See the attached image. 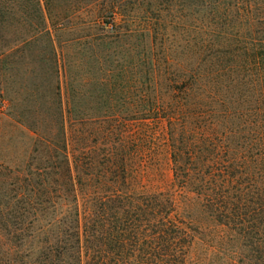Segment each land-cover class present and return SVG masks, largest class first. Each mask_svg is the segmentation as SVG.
Returning a JSON list of instances; mask_svg holds the SVG:
<instances>
[{
  "label": "trees",
  "instance_id": "16d2710c",
  "mask_svg": "<svg viewBox=\"0 0 264 264\" xmlns=\"http://www.w3.org/2000/svg\"><path fill=\"white\" fill-rule=\"evenodd\" d=\"M36 5L37 40L49 54L39 51L50 65L48 93L25 99L32 109L19 116L34 134L28 159L0 164V264H193V250L207 241L212 223L239 242L229 264H264V92L248 100L251 112H215L210 93H197L193 52L178 58L171 47L157 45L160 27L148 25L112 27L115 34L90 38L93 55L108 50L94 57L101 92L82 93L84 81L76 76L63 93L67 62L39 0ZM123 38L130 56L115 65L111 50L127 46ZM102 58L112 65L102 67ZM130 89L134 93H125ZM100 120L165 121L171 186L144 189L125 131L107 147L98 137L113 136L112 127L84 129ZM29 257L38 259L24 262Z\"/></svg>",
  "mask_w": 264,
  "mask_h": 264
},
{
  "label": "rangeland",
  "instance_id": "374dc122",
  "mask_svg": "<svg viewBox=\"0 0 264 264\" xmlns=\"http://www.w3.org/2000/svg\"><path fill=\"white\" fill-rule=\"evenodd\" d=\"M39 1L60 59L62 63L67 62L66 76L65 67L61 71L63 93H67L69 83L76 76L84 81L79 89L82 93L101 92L102 87L94 80L100 76V63L94 61V57L101 52L104 57L108 50L96 49L97 54L93 55L90 38L103 32L115 34L112 27L137 30L150 25L160 27L158 46L171 47L174 55L182 59L187 57L188 50L193 52L189 61L197 72V93H210L215 112L226 108L251 112L253 104L248 100L254 93L264 92L261 67L264 0ZM36 3L37 0H0V164L10 167L28 159L33 149L34 134L19 117L21 111L32 109V104L25 99L31 98L33 93H48L45 82L49 79L50 65L48 61H40L39 51L46 48V42L37 40L40 26ZM25 40H28L26 45ZM121 43L127 46L111 50L115 54V65L129 55L123 53L124 50L130 52L128 41L123 38ZM47 49L45 57L49 56ZM102 61V67L112 65L106 58ZM43 82L46 87L37 91V86ZM73 85L78 87L76 80ZM125 93H134V90ZM222 97L229 103L222 104ZM216 123H219L217 119ZM94 127L103 132L112 127L113 136L98 137L99 144L107 147L118 142L119 129L125 131L124 141L131 150V163L139 169L144 189L156 191L171 186L173 171L165 121L100 120L84 129L90 131ZM209 234L206 244L199 243L193 250V264H229L237 257L239 242L232 232L212 223ZM37 259L23 260L34 262Z\"/></svg>",
  "mask_w": 264,
  "mask_h": 264
}]
</instances>
